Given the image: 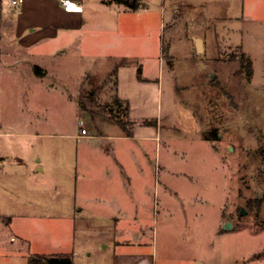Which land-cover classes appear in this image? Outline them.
Returning <instances> with one entry per match:
<instances>
[{
	"label": "rangeland",
	"instance_id": "rangeland-1",
	"mask_svg": "<svg viewBox=\"0 0 264 264\" xmlns=\"http://www.w3.org/2000/svg\"><path fill=\"white\" fill-rule=\"evenodd\" d=\"M101 1L83 0L88 27L84 41L73 45L83 29L58 27L59 35L54 38L45 26L32 43H22L19 34L37 18L36 12L19 15V6L2 0L0 155L7 153L15 159L0 165V214L6 199L11 212L17 213V204L24 200V179H172L174 186L184 190L189 188L183 179H189L214 206L219 208L224 200V218L243 230L227 236L219 246L222 263L264 264V204L259 210L248 206L250 200L264 198V0L248 1L250 18L221 19L213 24L178 21L169 9L170 0H142L137 12H117L113 32L98 28ZM116 38L123 45L119 50L99 46ZM196 38L204 43L205 53H199ZM147 49L151 63L142 74L149 81L139 83L138 89L136 71L120 70V65L114 73L110 71L109 62L120 63L128 56L143 59ZM20 52L63 78L36 82L23 62L14 61L12 55ZM114 81L129 96L135 122L134 137L117 142L132 152L124 149L117 160L112 156L101 160L98 154L83 152L84 144L105 145L111 138L72 137L80 131L81 120L93 134L94 120L101 118L88 112L79 115L77 103L67 100L65 93L76 97L79 89L92 83L82 93L81 102L88 107L91 93L98 103L94 110L102 112L106 104L100 89ZM143 118L156 126H142ZM30 131L32 136L25 135ZM156 131L157 140L146 138ZM214 135L218 140L212 139ZM202 137L210 138V143ZM38 158L45 172L33 175L29 164H37ZM61 188L56 192L59 208L67 211L73 196ZM216 207L211 208V221ZM7 218L13 223L3 239L14 241L8 244L15 248L22 243L21 236H27L32 254H69L75 264H101L110 253L102 244L104 236L108 243L122 234L110 224L102 225L110 217L95 212L73 213L72 218L38 215L32 222L17 215ZM37 225L44 228L43 235ZM131 235L124 232L121 238L129 240Z\"/></svg>",
	"mask_w": 264,
	"mask_h": 264
},
{
	"label": "crops",
	"instance_id": "crops-1",
	"mask_svg": "<svg viewBox=\"0 0 264 264\" xmlns=\"http://www.w3.org/2000/svg\"><path fill=\"white\" fill-rule=\"evenodd\" d=\"M73 1L81 4L83 8L81 13L64 11L60 0H23V3L19 5L18 14L23 15L24 12L34 10L37 18L22 28L19 34L21 35L20 39L22 43H32L37 37V31L40 28L46 27L52 32L51 36L54 38L59 35L58 27L83 29L84 32L80 36L78 35L77 39H74L76 41H74L73 45L77 41H84L82 38L86 35L85 31L86 27H88L84 16L88 10L83 6V0ZM171 1L169 9L173 17L177 18L178 21L184 20L188 24H213L219 22L221 19L250 18V13L247 11L249 0ZM99 8L102 12V17L99 19L98 28L104 32H113L112 24L117 20V12L131 13L139 11V9L136 11L130 10L124 5L117 4L115 0H103L99 2ZM161 14L163 16L164 12ZM26 31H29V34L25 36ZM22 36H24V40H22ZM196 41L200 43L199 53H205L204 43L201 39L196 38ZM99 46L106 51H116L123 47L117 38L100 42ZM168 51L169 49H167ZM148 52V49L143 52L146 55L143 59L128 56L120 63L114 61L110 64L109 62L108 65H111L110 71L112 73L117 71L118 65H120V70L127 67L136 71L137 76L134 83L138 89L140 87L139 83L144 85L149 81L142 74L144 71H147L146 69H148L151 63V60L148 59ZM12 56H14V61L24 63V69L27 70L32 78H35L36 82L39 79L49 77L63 78L62 75H54V70L53 72L45 68L44 65L42 66L37 62L29 60L22 52ZM34 65L43 69L45 73L43 78L36 76L33 71ZM92 77L95 78L96 75H92ZM91 87L93 85L89 83L87 87L79 89V95L77 94L76 97L69 92L65 93L67 100L71 103H77L76 109L79 115H84L85 112H88L92 113L93 117L94 115H98L101 118L100 121L94 120L93 131L95 133L90 134V130H88L85 122H83L84 127L88 130V135L82 136L80 128V131L72 135V137L76 140H95L99 137L111 138V141L105 145H95L93 142L87 141L84 144L83 152L90 153L91 156L98 154L101 160L103 156H112V160H117L119 153L124 149V151H128L129 153L132 152L131 148L125 147L119 144V142L134 137V130L133 136L129 137L118 124L108 118L104 110L102 112L95 111L93 105H97L98 103H96V100H93L91 93L89 94L90 104L88 107H84V103L81 102L82 93L85 90H90ZM100 91V98L104 105L110 104L115 95L128 102L129 116L132 118L130 98L128 95L122 93L118 82L114 81L111 86L107 83L101 87ZM143 120L148 119L143 118ZM110 123L115 124L116 127H112ZM142 126L148 127L143 124ZM106 131H109L111 134H108ZM25 135L32 136L33 133L30 131ZM146 138L157 140V131L155 136ZM204 140L210 143L208 139L205 138ZM11 159L7 153L3 156L0 155V165L5 166L14 163L13 160L15 158ZM86 164H84V167H86ZM29 166L33 169V175L45 172V167L41 164L40 158H38L37 164H29ZM172 181L174 180L24 179L22 183L24 185H21V188H24L22 196L24 200L22 204H17V213L11 212V206L7 202V197L1 207V213L3 214H0V264H28L29 258L36 255L32 254L30 250L27 236H21L22 243L15 248L12 244H8L14 243L12 241L13 238H11L10 242L4 241V231L13 223V220L7 217L11 216L12 218L14 215H17L25 219L26 222H32V218L38 215H68V217L72 218L73 213H84L86 211L90 212V214L95 212L100 216L110 217V219H103L101 222L104 226L110 224L113 231L120 234L124 232L132 234L130 238L128 237L129 240H122L121 234L120 236H114L111 240L107 239L108 243H105L107 236H104L102 244L107 251L110 250V253L109 255H105L101 264H223L219 246L223 244L227 236L231 234L233 236L236 232L243 231L235 229L232 222V229H224L226 223L230 222L224 218L226 202L223 200L218 208L213 205L211 198L205 195L202 189L197 190L189 179H183L185 187L189 188L188 190L177 188ZM142 184L144 186L141 187ZM60 188L68 196H73L70 197L71 205L69 204L67 211H65V207L59 208V198L56 192ZM7 191H4V194ZM213 207H216V214L215 219L211 221L209 216ZM1 217H6V219L2 221ZM73 222L72 224H74ZM37 226L41 229L40 232L43 235L44 228L41 225ZM104 228L107 229V227ZM209 249L211 252L214 250L211 253L210 251L208 252ZM63 256H69V254H63Z\"/></svg>",
	"mask_w": 264,
	"mask_h": 264
},
{
	"label": "trees",
	"instance_id": "trees-1",
	"mask_svg": "<svg viewBox=\"0 0 264 264\" xmlns=\"http://www.w3.org/2000/svg\"><path fill=\"white\" fill-rule=\"evenodd\" d=\"M117 4L124 5L130 10L136 11L142 7V0H115ZM3 4L2 0H0V15L3 14ZM164 53H167L164 50ZM1 54V51H0ZM250 62V61H249ZM251 70V62L249 65V73ZM33 71L36 76L43 78L45 73L43 69L37 65L33 66ZM105 113L108 118L118 124L122 130L125 132L127 136H133V128L135 122L129 116V104L128 102L120 99L118 96H114L112 102L104 107ZM143 125L146 126H154L156 123L150 120H143L141 121ZM215 134V133H213ZM212 138L213 140H218L216 135ZM210 139V138H206ZM264 204V198L250 200L248 203L249 207H255L259 210L262 205ZM264 254V253H263ZM28 264H74L72 256H63V255H56V256H48V255H33L29 258Z\"/></svg>",
	"mask_w": 264,
	"mask_h": 264
},
{
	"label": "built area",
	"instance_id": "built-area-1",
	"mask_svg": "<svg viewBox=\"0 0 264 264\" xmlns=\"http://www.w3.org/2000/svg\"><path fill=\"white\" fill-rule=\"evenodd\" d=\"M9 3L12 6H19L20 4L23 3V0H8ZM61 5L63 6L64 11L66 12H78L81 13L83 11V8L80 3H77L73 0H60ZM81 128V135L82 136H87L88 135V130L84 127L83 121H80L79 124Z\"/></svg>",
	"mask_w": 264,
	"mask_h": 264
},
{
	"label": "water",
	"instance_id": "water-1",
	"mask_svg": "<svg viewBox=\"0 0 264 264\" xmlns=\"http://www.w3.org/2000/svg\"><path fill=\"white\" fill-rule=\"evenodd\" d=\"M199 45H200V43H199ZM200 48V47H199ZM246 214V211L244 210V209H242V215H245ZM232 229L233 228V226H232V223L231 222H228V223H226V225L224 226V229Z\"/></svg>",
	"mask_w": 264,
	"mask_h": 264
}]
</instances>
